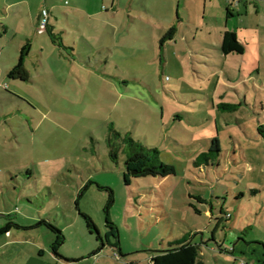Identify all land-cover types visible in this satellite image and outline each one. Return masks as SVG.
I'll use <instances>...</instances> for the list:
<instances>
[{
  "label": "rangeland",
  "instance_id": "1",
  "mask_svg": "<svg viewBox=\"0 0 264 264\" xmlns=\"http://www.w3.org/2000/svg\"><path fill=\"white\" fill-rule=\"evenodd\" d=\"M204 4L189 1L192 15L183 23L189 42L180 33L178 44L162 50L148 38L144 48L115 47L108 60L109 54L82 52L92 68L81 72L79 86L43 84L40 75L29 81L0 76V226L27 208L45 213L66 228L61 254L88 257L101 241L89 234L76 201L85 193L81 205L104 233L108 194L99 185L110 186V217L125 257H114L112 242L99 254L102 264H126L122 258L152 264L151 249L183 234L201 244L207 264H264V137L258 134L264 129V0H207L206 14ZM202 21L215 27L228 21L258 37L244 54L225 60L215 31L201 28ZM0 45L6 66L14 46L1 39ZM49 57L52 62L46 51ZM113 128L157 149L155 162L176 173L132 177L127 185L128 149ZM216 137L222 152L213 158ZM110 138L121 147L117 159ZM70 210L77 223L69 226ZM15 230L18 238L51 248L45 226Z\"/></svg>",
  "mask_w": 264,
  "mask_h": 264
},
{
  "label": "crops",
  "instance_id": "2",
  "mask_svg": "<svg viewBox=\"0 0 264 264\" xmlns=\"http://www.w3.org/2000/svg\"><path fill=\"white\" fill-rule=\"evenodd\" d=\"M189 1L191 0H69V2L66 0H0V39L4 41L5 46H14V51L11 55L12 62L4 66L2 62L3 47L0 45V51H2L0 52V76L5 74L9 78H13L10 77L9 72L18 63L22 47L29 44V54L25 58L26 69L29 73L28 81L40 75L44 82L43 84L55 81L62 87L66 85L79 86L82 83L81 72L89 71L92 68L88 63L87 65L84 64V60L80 57L82 52L89 54V56L94 52L109 54L107 55L108 60L110 52H113L115 47L122 49L144 48L145 44L148 43V38L154 44L161 45V39L172 26H176L177 32L171 39H167L164 42L163 47L160 46L162 50L165 49L167 43L178 44L180 39L178 35L180 33L189 42L191 40L188 37L190 33L183 25V23L189 25V17L192 15ZM204 2V14H206L208 9L207 0H204ZM182 3L189 10L188 16L187 13L183 14L181 12ZM44 10H47L49 15L47 27L41 29L40 25ZM232 12L241 15L239 9H233ZM247 13H249V10L246 11ZM232 17H234V14ZM204 18L205 15L203 20ZM61 24H63L64 29L58 31L59 26H62ZM135 25L137 26L134 28ZM199 26L201 28L207 26L209 33L212 29L215 31L220 48L222 47L225 31H235L239 40L247 44L244 53L254 43L256 36L258 37V33H254L252 30L244 31L242 27H235L236 25L229 27L228 21H226L224 26L219 27L208 25L202 21ZM188 27L191 28V26ZM51 33L57 35L59 42L53 41ZM248 40L251 41L248 42ZM70 45L72 46L70 47ZM204 48L207 47L204 46ZM189 50L194 53L193 48L190 46ZM46 51L50 56L54 57L52 62L50 57L46 60ZM221 51V55L224 54L225 60L232 54L237 53L227 54L224 53L222 48ZM91 59L90 57V62ZM34 70L37 72L34 73ZM90 73L93 74L92 72ZM88 188L89 185L87 186ZM84 194L81 192L77 198L78 201H76V203H80V208L78 207L77 209L80 217V212L89 214L81 205V198ZM23 212L24 214L22 215L12 214L16 218L21 216L25 221L9 217V221H5L6 223L0 226L1 228L10 222L20 225L19 227L12 225L6 234L0 236V264H80L82 261L87 262L91 259L96 260H92L90 264H102L100 262L101 255L99 254L106 245H109L107 243L101 250L88 255V257L68 260L55 254L50 247L41 245L35 240L18 238L15 235L17 233L15 229L28 231L38 229L44 226L33 227L37 222L43 219L53 220L51 216L47 217L49 218L47 219L45 213L34 214L28 208L23 210ZM69 212V215L65 214V221L70 226L77 223V221L75 216H73V210ZM1 216L2 214L0 213ZM54 222L62 230L66 229L63 223L56 218ZM0 224H2L1 221ZM106 232L107 228L104 233L101 231V235ZM50 233L52 232L50 231ZM47 237L50 243L54 242L55 236L53 233L48 234ZM97 241L99 240L97 239ZM26 244L27 247H25ZM199 246L200 251H202L201 244ZM159 248L156 247L150 250L153 251L152 264L155 263V250ZM113 250L125 257L122 254L121 245L120 247L114 246ZM47 256H50L48 260L45 259ZM122 260L126 264H132L133 262V260L127 258H122Z\"/></svg>",
  "mask_w": 264,
  "mask_h": 264
},
{
  "label": "trees",
  "instance_id": "3",
  "mask_svg": "<svg viewBox=\"0 0 264 264\" xmlns=\"http://www.w3.org/2000/svg\"><path fill=\"white\" fill-rule=\"evenodd\" d=\"M232 16L231 11H228V17ZM177 32L176 26L170 27L163 38L161 39V47H163L164 42L167 39H171ZM52 39L55 42H59V38L56 34L51 33ZM244 42L239 40V37L235 31L226 30L224 33L222 41V50L224 53H244L246 48ZM29 54V44H26L22 47L20 51V58L18 63L11 69L9 72L10 77L19 78L24 81H28L29 73L26 69L25 58ZM113 135L117 140L121 141L127 145L125 150L128 149V155L125 162L126 172H125V182L127 185L131 184L132 177L140 176H161L166 177L176 173V168L172 165L165 164L163 162H155L151 153L156 152L157 149H150L144 147L141 143L136 141L130 136H122V134L113 128ZM259 135L264 137V129L260 128ZM110 146V155L112 158H118V151L121 147H118L112 140L109 139ZM209 152L213 158H217L222 152V146L220 144V139L218 137L212 139V144L210 146ZM204 155V154H203ZM207 157V156H206ZM133 173V174H132ZM88 186V185H87ZM99 189L105 191L108 194V199L104 207V212L106 215V228L107 232L105 237L100 234V230L94 219L87 213L80 212L81 216L84 219L85 225L91 234H98L97 239L101 241L99 250L102 249L104 245L112 244L114 246L120 247V236L119 228L113 222L110 217V209L115 201V192L114 189L110 186L99 185ZM12 225L20 226L17 223L10 222L7 225L0 228V236L6 234ZM43 225L47 227L55 236V240L51 245L52 251L60 257H64L60 253L61 245L65 241V234L63 230L54 224L50 220H41L37 222L33 227H38ZM26 228V227H23ZM161 244L159 249H156V258L154 264H207L206 261L200 256V246L195 243L188 234H183L181 237H175L172 240ZM121 249V248H120ZM121 251V250H120ZM69 260V259H68Z\"/></svg>",
  "mask_w": 264,
  "mask_h": 264
},
{
  "label": "built area",
  "instance_id": "4",
  "mask_svg": "<svg viewBox=\"0 0 264 264\" xmlns=\"http://www.w3.org/2000/svg\"><path fill=\"white\" fill-rule=\"evenodd\" d=\"M48 15H49V12L47 10H44L42 20H41V25H40L41 29H45L47 27ZM114 256L115 258H118V259L121 258V254L119 252H115Z\"/></svg>",
  "mask_w": 264,
  "mask_h": 264
},
{
  "label": "flooded vegetation",
  "instance_id": "5",
  "mask_svg": "<svg viewBox=\"0 0 264 264\" xmlns=\"http://www.w3.org/2000/svg\"><path fill=\"white\" fill-rule=\"evenodd\" d=\"M103 237H105V236L103 235Z\"/></svg>",
  "mask_w": 264,
  "mask_h": 264
}]
</instances>
